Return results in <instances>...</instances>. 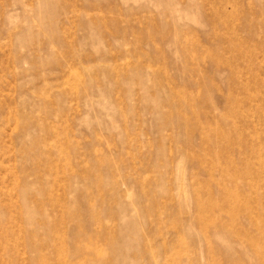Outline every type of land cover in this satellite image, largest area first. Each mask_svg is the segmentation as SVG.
<instances>
[{
  "label": "rangeland",
  "instance_id": "obj_1",
  "mask_svg": "<svg viewBox=\"0 0 264 264\" xmlns=\"http://www.w3.org/2000/svg\"><path fill=\"white\" fill-rule=\"evenodd\" d=\"M0 264H264V0H0Z\"/></svg>",
  "mask_w": 264,
  "mask_h": 264
}]
</instances>
